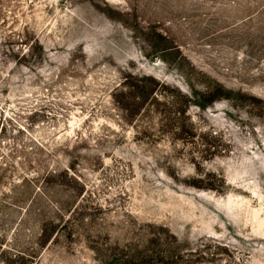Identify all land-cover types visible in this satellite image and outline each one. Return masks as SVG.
I'll list each match as a JSON object with an SVG mask.
<instances>
[{"label":"rangeland","instance_id":"obj_1","mask_svg":"<svg viewBox=\"0 0 264 264\" xmlns=\"http://www.w3.org/2000/svg\"><path fill=\"white\" fill-rule=\"evenodd\" d=\"M155 259L264 264V0H0V264Z\"/></svg>","mask_w":264,"mask_h":264},{"label":"trees","instance_id":"obj_2","mask_svg":"<svg viewBox=\"0 0 264 264\" xmlns=\"http://www.w3.org/2000/svg\"><path fill=\"white\" fill-rule=\"evenodd\" d=\"M149 250L151 251V253L155 254L154 249L149 248L147 251H149ZM155 255L157 256V253ZM157 258H159V256H157ZM159 262H162V260L158 261V259H155L154 261H143L142 264H160Z\"/></svg>","mask_w":264,"mask_h":264}]
</instances>
